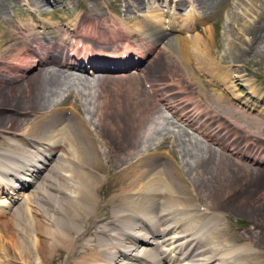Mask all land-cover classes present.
<instances>
[{
  "label": "bare ground",
  "instance_id": "6f19581e",
  "mask_svg": "<svg viewBox=\"0 0 264 264\" xmlns=\"http://www.w3.org/2000/svg\"><path fill=\"white\" fill-rule=\"evenodd\" d=\"M250 1L258 9L255 20L244 26L248 41L232 38L224 46L215 40L211 27L206 34L198 30L203 31L205 16L222 17L229 0H189L195 6L190 17H183L189 24L174 21L173 15L165 21L157 11L140 14L143 18L126 32L117 27L116 17L110 20L88 9L62 28L41 25L35 19L26 25L13 17L4 26L0 32V139L7 150L1 149L0 192L9 190L10 200L16 197L18 177L36 185L33 194L48 197L47 209L36 207L47 221L46 234L43 221L31 219L34 211L15 224L21 233L30 230L36 240L46 235L48 263L60 264L64 259L65 264H161L184 257L189 264H264L262 206L246 211L251 227L232 233L242 247L219 243L232 228L205 223L210 210L232 209L240 214L250 200L264 195V108L240 102L230 94L234 84L223 82L215 72L225 65L237 72L238 64L261 55L264 0ZM32 6L37 9L36 4ZM116 6L118 13L136 11L133 4ZM84 25H90L86 32L80 30ZM177 27L186 36H176ZM190 31L195 35H188ZM79 34L111 45L87 41L83 46L77 40ZM121 34L125 42L114 44ZM106 35L113 38L102 41ZM227 35L224 28L223 38ZM160 40L166 41L161 55L143 70L125 73L139 67V59L145 61ZM137 48L144 50L140 58L135 57ZM169 49L175 56V52L167 53ZM202 64L215 69L206 71ZM88 67L91 74L106 73L92 78L81 74L88 73ZM173 86L181 91L173 92ZM210 86L222 93L209 94ZM229 91L230 100L224 97ZM188 96L197 102H187ZM70 97L73 101L67 103ZM255 109L257 116L248 114ZM164 111L198 132L206 143L176 126ZM54 157L53 163L47 162ZM167 160L170 167L163 164ZM199 197L210 201L208 209L197 205ZM0 198V207L9 210L17 201L10 203L7 195ZM170 231L174 235H168ZM41 241H37L39 248ZM25 249L20 251L23 257L28 254ZM46 253L34 258L33 264H42Z\"/></svg>",
  "mask_w": 264,
  "mask_h": 264
},
{
  "label": "rangeland",
  "instance_id": "374dc122",
  "mask_svg": "<svg viewBox=\"0 0 264 264\" xmlns=\"http://www.w3.org/2000/svg\"><path fill=\"white\" fill-rule=\"evenodd\" d=\"M21 1L20 0H0V32L3 31L4 26L7 27L9 25L10 20L13 18H16L18 21L20 20L22 23L24 22L23 24H26V25L29 23V21L31 19H35L36 21H38L37 23L40 22L39 24H41V25L47 24V23H49L50 25L58 24L59 27L62 28L63 23H65L66 21H74L78 16L84 15L85 10H87V9L91 10L93 12V14H95L96 16L104 15L106 18H108L110 20H113L114 17H116L117 22H118L117 27L121 28V31L126 32L132 24L140 21V19L143 18L140 16V14L142 16H148L150 14V11H157L159 13H163V18L165 21L170 19L171 15H173V16H175L174 21L180 23L179 21H183L184 20L183 17H185V15H189V17H190L191 10L192 9L195 10V6L191 2L188 3L189 0H183V1L181 0L182 2L180 0H116V1L115 0H47V2L48 1L52 2V4L50 3L49 5H48V3H45V0H43V2H42V0H30V1L28 0L29 2H31L30 5H26V3L23 0H21ZM252 2L253 1H250V0H229V4H227L225 6V8H223L221 11L223 16L222 17L221 16H214V15L205 16V19L203 20L204 25L202 24V27H201V28H203V31L199 28L198 32L200 34L203 32H204V34H206V33H208L209 28L211 27L210 29H211V32H213V34L215 36V40L218 42V44L223 43L222 44L223 46L225 45L226 40L229 41L232 38H235V39L239 38L242 41L246 40L245 41V43H246L249 39V36L246 33H244V26L251 24L252 21L255 20V13L257 12V9H258V8H256V6L258 7V4L255 1L253 3ZM124 3L128 4V5L133 4V6L136 8V11L129 12L127 14H125L124 12L123 13L122 12H120V13L116 12V8H117L116 5H118V7L120 8L119 5H123ZM254 3H256V4H254ZM32 4H36V7H37L36 10H34ZM139 4H141L140 5L141 8L139 7ZM190 5L191 6L193 5L192 8ZM221 6H223V4H221ZM255 8H256V10H255ZM38 9L40 10L39 12H38ZM192 14H193V12H192ZM236 15H237L236 19L239 18L240 20L239 19L238 20L232 19V18H235ZM225 18H228V19L230 18V20L232 21V22L231 21L229 22L230 25H229V23L226 24L227 22H225V20H224ZM183 22H186L189 24L190 20L185 19ZM165 25H166V27L168 26V24L166 22H165L164 26ZM89 27H90V25H84L82 28H80V30L86 32L89 29ZM224 28L226 30V33L228 34L227 35L228 38H225V37L223 38ZM177 30H178L177 32H174L176 34V36H179L181 38L186 36V33L183 31H180L179 27H177ZM93 32H94L93 35L96 34L95 31H93ZM79 35L80 36L77 37V40H81L83 42L82 43L83 46L85 45V42H87V41L88 42H95L99 46L108 47L109 45H111V44L100 43L98 41L96 42V40L94 38L85 37L81 34H79ZM188 35L194 36L195 33L190 31L188 33ZM96 37L100 38V36H96ZM121 37H122V39H117L114 41L115 43L114 42L113 43L114 44H117V43L122 44L123 42H125V40H123L124 35L121 34ZM112 38L113 37L111 35H106V37H103V38L101 37L102 41L107 40V39H112ZM9 41H10V39H8V42ZM51 42L55 44L58 42V40L52 39ZM153 46L154 47L152 48L150 55H148L145 58V61H144V59L143 60L139 59V61H142V62L144 61V63L142 65H141V63H142L141 62L139 67H137V68L131 67L128 71H125V73L131 72L133 70H136V72L140 71L141 69L143 70L144 66H146L151 60H153L155 57L162 54V50L164 51V48H166V41L160 40L156 44H154ZM241 47L244 48L247 46L241 45ZM95 48H101V47L95 46ZM263 48H264V45H262V47H261V53H260L261 55L260 56L249 57V61L245 65H243V63L238 64L240 67H238L239 70L237 69V72L232 71L230 65H225L223 67L224 69L220 68L222 70H220L219 68H216L215 72L218 75L222 76L223 82H224V80H227V82H229L231 85L234 84V88L230 89L231 93L229 91L227 93L228 95H224L225 98H228V100H230L229 93L230 94L234 93L235 96H237V98L239 97L240 102L249 101V103H251V104H255V105L258 104L259 110L264 108V49ZM169 50H171V51H167L168 54H170L171 52L172 53L175 52V51H172V49H169ZM213 50L216 51L215 53L218 56L217 50L215 48ZM190 51L191 50L188 48V53H190ZM179 52L180 51H178L177 54H179ZM185 52L187 53L186 49H185ZM141 54L144 55V50L137 48V52H136L135 57L140 58ZM175 54H176V52L174 53V56H175ZM202 67L206 71H210V70L213 71L215 69V67L213 68V67L205 65V64H202ZM62 69L65 71L67 70L65 68H62ZM218 69H219V71H218ZM90 70L91 69H88V71H90ZM224 70H225V72H223ZM70 71L73 73H74V71H75V73L77 72L76 70H70ZM226 72H228V73H226ZM92 73L93 74L84 72L81 74H84L85 76L87 75L88 77L92 78V77H95L96 75H98V73L100 75H102L106 72H102V71L93 72L92 71ZM77 74H80V73L77 72ZM226 74H228V75H226ZM227 76L229 78H227ZM232 76H234V79ZM241 76H243L244 78H242ZM243 79H245L246 81H244ZM205 89L206 88L202 86L201 90L203 92L207 91V89L206 90ZM172 90H173V92H177V91H181V88H179L177 86H173ZM216 92L218 94L222 93L221 90H218L216 87L210 86L208 93L209 94H214V93L216 94ZM76 95H77V98L79 100H81V96L79 94H77V92H76ZM188 97H185V100H187V102H197V98L195 99V97H193V99H192L191 98L192 96H188ZM237 100L238 99H234V102L235 101L237 102ZM72 101H73V98L70 97L68 99L67 103L72 102ZM231 103H232V101H231ZM234 105H237L239 107L238 103H236ZM257 111L258 110L255 109L253 111L248 110L247 112H249L248 114L252 115V117H255V116H257L256 115ZM164 115L170 121H172L174 124L176 123L177 124V125L175 124L176 126H180V128L184 129L185 131L188 130L187 132L192 134V136L194 135V136H197V138L199 137V140L203 139V138H201V136L198 132H196L192 128L187 127L185 124H182L181 122L176 121L172 116L169 115L168 112L164 111ZM66 117L71 118L68 115H66ZM29 119H31V118L29 117ZM1 140L2 139H0V156H1L2 151L7 150V149H4L5 147L3 144H1ZM203 141L205 142L204 139H203ZM208 144H210V146L213 145L212 147L215 148L214 144L211 145V143H209V142H208ZM166 145L170 146V144H166ZM1 149H2V151H1ZM215 149L219 150L217 146ZM179 158H180V156L178 155V157H176V159H177V162L180 163L181 159H179ZM54 160H55V157L50 159V160L47 159V162L53 163ZM167 161L163 162V164H166L168 167H170L171 163L169 161L168 162ZM170 176H171V172H170ZM171 177L175 178L174 175ZM25 178H27V179L30 178V180H31L30 175H26ZM11 180L16 181L15 179H11ZM9 183H11V182L9 181ZM18 184H20V187L14 189L15 190L14 194H16L17 196L19 195V197L16 196V197L11 199L12 201L17 200L16 202H14L13 209L9 210V208H7V207L6 208L0 207V264H33V262L35 260L34 258H38L39 255H43L46 252H47L46 255H44L42 258V262H43L42 264H50V263H48L49 262V249H48L49 240L44 238L46 235H44L43 237H37V240H36V238L33 237L34 235L30 230L29 231L20 230V231H24V233H21L15 227V224H16V221L18 218H20L22 215H26V214H27V216H29L31 213L30 211H34V213L31 214V219L32 220L36 219L39 222L43 221L44 222V223L42 222V225L44 227L43 233L46 234V229H48L47 221H46L45 217L43 218L40 216L39 212L37 211L38 209L36 207L37 206L41 207V208L44 207L47 209L49 207V199H48V197L46 198V197H44V195H41L40 193L33 194L36 185L30 183V181H22V182H18ZM22 186H23V188L21 189ZM7 193H9V190H6L5 193L0 192V197H2L3 195H7L8 199L11 198L10 196H12V194H10V193L7 194ZM193 193L195 196L197 195V194H195V191H193ZM38 197H41L43 199L39 200V201L38 200L35 201L36 204L33 203L32 200H35ZM186 197H187V201H189V199L191 198L190 194H187ZM11 200L9 199L8 201L11 203ZM46 202H47V204H46ZM196 203H197V205H202V206L206 207L207 209L210 206V201H207L204 197H201V198L199 197L197 199ZM10 206H11V204H10ZM259 206H262L261 209H264V195L257 196L255 199L250 200L248 202V205L246 206V208L241 209L240 214H237L238 212L236 213L232 209H229L224 213H223V210L221 208H216L215 209L216 212L214 210H213L214 212H212V210H210L209 212H211V214H209L207 216L206 220H208V221H205V223H207V222L217 223V224L222 223L223 226L225 225L226 227L228 226V227L232 228V232H228V233L225 232L224 233L225 236H224L223 240L221 239V241H219V243L221 242L223 244V247L226 244L228 245L229 243L231 246L233 245L234 248L242 247L241 243L236 242V239L232 235V233L235 230L238 233H242V232H244L245 229H247L248 227H251L252 219H250L248 217V214H246V211L250 212V210L257 209L256 207H259ZM151 211L152 210L149 209V211H147V212H150V213H148V214H151ZM196 211H197V207H194V212H196ZM220 212L222 214H220ZM260 216H261V219H262V222L264 225V210H263V214H261ZM212 217H214L213 220H211ZM209 220H211V221H209ZM214 221H216V222H214ZM72 222L77 225V223H75L74 221H72ZM91 222H93V220ZM79 227H80V225H79ZM137 230H135L134 232H136ZM139 230H141V229H139ZM25 233H27L29 241H25L26 240V237L24 236V235H26ZM169 234L174 235V232L170 231V233H168V235ZM227 239H228V241H226ZM38 240H43L39 243V246L41 248L37 247L38 246L37 245ZM112 241H113V243H116V242L118 243L117 240H112ZM43 242H47V246L44 243L46 247L43 248V250H42ZM131 244L134 245L133 242ZM126 246H129V244ZM22 247H24V249L28 248L27 249L28 254H26L25 257H23V255L20 252ZM134 248H135V246H134ZM112 251L115 252L116 254H119L117 251H120V250L114 248V249H112ZM11 259L17 260V262L12 263L9 261ZM20 259H23V260L25 259L27 261H23ZM64 262H65V260L63 259L60 262V264H65ZM182 262H185V264H189V261L187 259H185L184 257H181L179 259V261L178 260H174L172 262L163 261L161 264H181ZM116 264H119V262H117Z\"/></svg>",
  "mask_w": 264,
  "mask_h": 264
}]
</instances>
